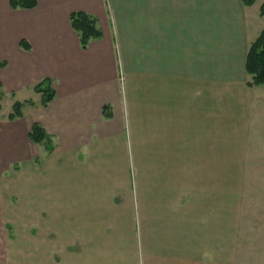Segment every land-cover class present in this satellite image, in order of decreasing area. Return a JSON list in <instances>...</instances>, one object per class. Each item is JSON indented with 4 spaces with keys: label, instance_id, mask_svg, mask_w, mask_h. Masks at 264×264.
<instances>
[{
    "label": "crops",
    "instance_id": "crops-1",
    "mask_svg": "<svg viewBox=\"0 0 264 264\" xmlns=\"http://www.w3.org/2000/svg\"><path fill=\"white\" fill-rule=\"evenodd\" d=\"M263 3L0 0V87L32 90L0 115V205L20 197L29 223L0 232V264H264V84L245 67ZM73 11L102 30L86 49Z\"/></svg>",
    "mask_w": 264,
    "mask_h": 264
},
{
    "label": "trees",
    "instance_id": "trees-1",
    "mask_svg": "<svg viewBox=\"0 0 264 264\" xmlns=\"http://www.w3.org/2000/svg\"><path fill=\"white\" fill-rule=\"evenodd\" d=\"M255 1L256 0H242L245 5H251ZM36 4L37 0H10V6L12 8H32L36 6ZM260 13L264 16V3L260 7ZM69 20L71 27L78 35L80 46L83 49L87 48L91 39H97L102 36V30L98 24V19L93 14L85 11H73L69 14ZM20 45L25 49H29V45L24 39L20 41ZM245 67L246 72L250 75L248 81L250 86L264 84V27L258 37L252 41L248 47ZM33 88L35 91L42 93V98L40 100L42 106H46L54 98L55 91L52 86L51 78L49 77L40 79ZM26 104L35 105L30 99L23 102L15 101L7 118L12 120L16 117H21L23 114L22 109ZM105 116H110L107 109L105 111ZM29 137L32 141L37 143L49 141L45 129L38 122L33 123L29 132Z\"/></svg>",
    "mask_w": 264,
    "mask_h": 264
},
{
    "label": "rangeland",
    "instance_id": "rangeland-1",
    "mask_svg": "<svg viewBox=\"0 0 264 264\" xmlns=\"http://www.w3.org/2000/svg\"><path fill=\"white\" fill-rule=\"evenodd\" d=\"M31 91H32L31 89L20 90L15 95V97H13L12 94L5 95V92L0 87V115L3 113H7L11 109V104L13 100L15 99L23 100L25 97L31 96L32 95ZM3 201L5 203L8 202L6 197H4ZM11 203H12L11 205H7V204L3 206L0 205V232L9 230L8 232L12 234L15 230L29 228L28 227L29 223H25L21 221V214H22L21 198L15 196L11 199Z\"/></svg>",
    "mask_w": 264,
    "mask_h": 264
}]
</instances>
